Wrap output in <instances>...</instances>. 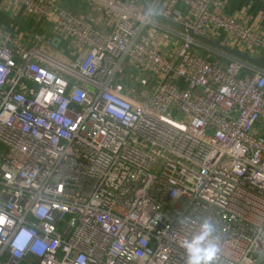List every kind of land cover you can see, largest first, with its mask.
<instances>
[{
    "label": "built area",
    "instance_id": "1",
    "mask_svg": "<svg viewBox=\"0 0 264 264\" xmlns=\"http://www.w3.org/2000/svg\"><path fill=\"white\" fill-rule=\"evenodd\" d=\"M2 1L73 50L64 60L52 37L0 25V264H187L183 242L205 223L212 264H255L264 30L215 0H93L110 31L65 0ZM219 32L238 54L211 41Z\"/></svg>",
    "mask_w": 264,
    "mask_h": 264
},
{
    "label": "crops",
    "instance_id": "2",
    "mask_svg": "<svg viewBox=\"0 0 264 264\" xmlns=\"http://www.w3.org/2000/svg\"><path fill=\"white\" fill-rule=\"evenodd\" d=\"M69 9L76 15H80L92 21L100 28L108 31L112 28V16L104 6L96 4L93 0H65ZM141 0L131 1V4L141 7ZM214 9L219 12H226L237 16L242 22L255 28L264 30V2L260 0H215ZM0 25L9 31L19 35L24 40L34 39L36 35L45 34L54 38L51 25L37 21L22 12H13L2 0H0ZM214 36V35H213ZM213 41L218 46L227 48L228 51L238 54L232 41L225 33L219 32ZM155 44L166 53L175 52L178 49V43L161 33L156 34ZM68 41L60 39L56 51H63L64 45Z\"/></svg>",
    "mask_w": 264,
    "mask_h": 264
},
{
    "label": "clouds",
    "instance_id": "3",
    "mask_svg": "<svg viewBox=\"0 0 264 264\" xmlns=\"http://www.w3.org/2000/svg\"><path fill=\"white\" fill-rule=\"evenodd\" d=\"M201 227L202 234L197 238L195 243L183 242L182 246H184L189 253L187 264H212V261L216 255L217 248L215 245L210 244L205 248L197 246L209 235L210 231V226L208 223L203 224Z\"/></svg>",
    "mask_w": 264,
    "mask_h": 264
},
{
    "label": "rangeland",
    "instance_id": "4",
    "mask_svg": "<svg viewBox=\"0 0 264 264\" xmlns=\"http://www.w3.org/2000/svg\"><path fill=\"white\" fill-rule=\"evenodd\" d=\"M120 1H123L126 4H130L131 1H134V0H120ZM63 49H64L63 51H58V52L56 51L55 55L60 56V58H63L64 60H67L71 54V51L73 50L69 41H68V44L64 45ZM122 75L124 77L123 80L125 82L126 81L125 77L127 76V73L125 74V72H124L123 74H120L119 77H121ZM143 79H145V80L147 79L148 85L146 86L143 82L141 84H139L140 91L142 89L144 91L143 93L146 92V94H149L151 92L152 86L155 84V80L151 76L145 75V74L143 75ZM139 83H140V81H139ZM0 149H2L1 145H0Z\"/></svg>",
    "mask_w": 264,
    "mask_h": 264
},
{
    "label": "water",
    "instance_id": "5",
    "mask_svg": "<svg viewBox=\"0 0 264 264\" xmlns=\"http://www.w3.org/2000/svg\"><path fill=\"white\" fill-rule=\"evenodd\" d=\"M60 42V39L58 37H54L53 38V41H52V44L55 46V47H58V44ZM264 259V250L263 252L260 254V256L258 257V260L255 264H260Z\"/></svg>",
    "mask_w": 264,
    "mask_h": 264
}]
</instances>
